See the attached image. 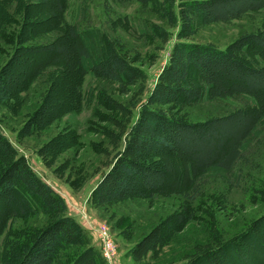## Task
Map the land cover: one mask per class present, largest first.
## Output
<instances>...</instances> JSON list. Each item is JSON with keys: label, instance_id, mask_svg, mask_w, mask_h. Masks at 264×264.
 I'll return each instance as SVG.
<instances>
[{"label": "rangeland", "instance_id": "1", "mask_svg": "<svg viewBox=\"0 0 264 264\" xmlns=\"http://www.w3.org/2000/svg\"><path fill=\"white\" fill-rule=\"evenodd\" d=\"M151 6L138 0H0V80L11 83L13 94L0 108V131L33 173L63 200L68 216L87 235L103 264H135L129 250L155 228L161 232L163 247L141 264H185L195 246L230 241L222 247L226 264H264V122L237 174L208 173L196 185L185 182L174 169L162 196L108 208L95 207L91 201L117 150L106 138L108 132L116 133L111 121L117 115L105 104L110 100L126 106L129 99L89 68L104 59L96 46L108 39L137 62L149 91L167 63L178 29L166 26L161 6ZM147 23L154 35L158 27L164 30L169 41L162 44L153 32L141 36ZM65 24L81 33L78 40L91 55L84 62L88 74L71 73L55 50L50 51L66 38ZM255 34L264 35V9L225 24L198 26L192 41L224 50L240 37ZM242 59L252 68L264 64L257 49ZM250 105L248 99L232 97L204 101L189 113L191 120L203 121ZM50 143L56 151L42 159L38 151ZM117 146L121 149L123 140ZM42 221L11 222L5 242L14 239L19 228ZM101 230L115 248L110 261L102 253Z\"/></svg>", "mask_w": 264, "mask_h": 264}, {"label": "trees", "instance_id": "2", "mask_svg": "<svg viewBox=\"0 0 264 264\" xmlns=\"http://www.w3.org/2000/svg\"><path fill=\"white\" fill-rule=\"evenodd\" d=\"M138 2L149 8L151 3L162 7L166 26L178 27L176 41L149 91L146 74L135 65L136 61L117 49V43L107 39L96 46L100 53L103 51L104 59L89 71L116 85L120 95L129 99L126 106L110 100L105 104L117 115L111 121L116 133L108 132L106 137L117 150L91 195L98 208L162 196L174 169L185 182L196 185L208 173L237 174L244 169L242 163L248 161L249 145L264 122V64L252 68L242 59L252 49L264 56V35H244L224 50L192 41L198 26L225 24L260 11L264 0H181L176 7L175 0ZM64 28L66 38L50 51L55 50L71 73L80 75L83 70L88 74L84 62L90 61L91 55L78 40L81 33L77 34L72 25L65 24ZM143 29L141 36L154 35L150 23ZM156 31L154 36L162 44L169 41L164 30L158 27ZM11 88L10 82L0 80V108L10 101ZM232 97L248 99L252 106L203 121L191 120L189 110L200 103ZM121 140L123 147L118 150ZM52 144L38 151L42 159L55 153ZM15 220L43 221L19 228L17 236L5 242V231ZM2 226L0 264H103L87 235L68 216L63 200L33 173L0 131ZM224 244L195 246L185 264H226ZM162 247L161 232L155 228L134 244L128 255L135 264H141Z\"/></svg>", "mask_w": 264, "mask_h": 264}, {"label": "built area", "instance_id": "3", "mask_svg": "<svg viewBox=\"0 0 264 264\" xmlns=\"http://www.w3.org/2000/svg\"><path fill=\"white\" fill-rule=\"evenodd\" d=\"M98 237L102 240V253L104 258L107 261H110V258L115 256V248L113 243L109 240L108 235L105 230H101L98 233Z\"/></svg>", "mask_w": 264, "mask_h": 264}]
</instances>
